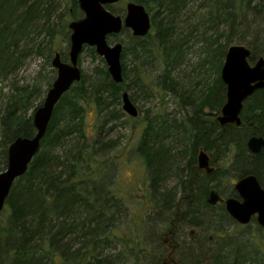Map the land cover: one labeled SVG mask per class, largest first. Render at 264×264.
I'll list each match as a JSON object with an SVG mask.
<instances>
[{"label": "trees", "instance_id": "obj_1", "mask_svg": "<svg viewBox=\"0 0 264 264\" xmlns=\"http://www.w3.org/2000/svg\"><path fill=\"white\" fill-rule=\"evenodd\" d=\"M130 1L145 6L152 14V29L144 38L130 37L132 46L124 48L122 60L129 51L141 66L162 61L166 73L157 87L177 94L180 83L171 72L183 56L184 45L173 39L172 32L180 29L177 18L194 0ZM55 2L0 0V173L7 168L9 146L19 137L35 135L33 115L42 106L45 93L38 82L31 86L14 83L7 91L2 85L32 55L44 53L33 44L39 26L46 29L47 35L55 37L56 26L53 28L50 24ZM235 2L209 0L197 29L207 24L218 34L221 26L231 32L239 28L241 13L236 10ZM68 3L75 6V11L68 12L70 20L82 18L77 0H68ZM108 9L114 12L115 6ZM63 33L66 36L70 33L67 22L61 26L60 34ZM255 39L259 41V37ZM229 41L217 42V49L210 50L209 59L218 75L216 81L207 84L199 94L191 92L185 98L180 95V99L184 98L182 105L192 109L190 117L179 124L163 116L144 119L138 153L149 174L147 202L151 212L142 223L135 225V222V232L127 236L117 237L114 233L119 229V217L122 219L127 209L115 184L117 159L113 160L111 155L115 148L112 142H100L103 120L91 125L85 114L90 96L101 108L99 111L104 108L105 94L119 103L129 74L123 66L124 82L116 84L104 65L100 80L89 85L83 75L82 81L56 106L40 152L27 173L14 184L3 210L6 216L3 212L0 214V264H165L171 257L175 264H264V252L251 240L249 230L235 234L234 246L232 219L224 210L202 205L200 201L186 203L189 198H184L189 194L186 177L201 148L209 153H230L235 138L243 173L252 171L260 175L264 171L259 159L249 157L247 149L250 137H264V89L245 103L241 127L222 128L215 119L226 103V86L220 73ZM246 47L252 51L251 63L264 56V49H257L253 42ZM86 48L96 57L94 48ZM52 53L48 51L49 57ZM67 59L63 61L68 62ZM131 71L136 74L138 85L153 91L149 78L138 67ZM53 81L52 78L46 83L48 89ZM104 124L107 126V119ZM169 139H174L181 149L171 151L166 144ZM221 177L228 178V174ZM169 178L177 182L174 191L164 188ZM207 179L200 185L206 192L211 183V178ZM181 202L183 206L179 207ZM200 227L207 228V233L227 235L230 252L224 249L208 252L198 237L191 238L189 231ZM146 236L152 241L149 253H146L147 244L141 240ZM168 244L174 247L171 254ZM118 246L122 248L117 252Z\"/></svg>", "mask_w": 264, "mask_h": 264}, {"label": "rangeland", "instance_id": "obj_2", "mask_svg": "<svg viewBox=\"0 0 264 264\" xmlns=\"http://www.w3.org/2000/svg\"><path fill=\"white\" fill-rule=\"evenodd\" d=\"M129 2L131 1L122 0L115 5V10L117 12L126 10V5ZM208 4L209 0H194L177 18L180 29L172 32L173 39L184 45L183 56L178 61L177 68L171 72V76L180 83L177 94L157 87L161 77H164L166 73L162 61H156L154 65L141 66L140 62H135L134 57L127 51L122 64L126 66L129 77L123 84L120 102H113L105 94L106 101L102 111H99L101 108L97 106V102L92 96L89 99L90 104H86L85 118L91 125H95L100 119L103 120L104 131L101 134L100 142H112L115 148L112 149L111 154L113 160L117 159L115 184L117 194L127 208L125 214L122 215V219L119 217V229L114 230L117 237L134 233L137 227L135 225L142 223L141 220L147 219L151 212V206L147 202L150 196L148 191L149 174L138 153L139 141L145 126L144 119H155L163 116L171 121L176 120L179 124L192 115V109L182 105L183 99L189 93L192 95L191 92H195V95L199 94L200 91L207 88V84L212 85L216 81L218 77L216 67L211 63L212 60L209 59V55L212 48H214L213 50L217 49V42L224 43L229 39V43H231L228 48L240 44L248 46V43L253 42L257 49H264L262 44L264 42V0H237L235 7L241 13L240 27L231 32L229 28L221 26L218 34L217 30L208 28L207 24L197 29V25L202 21V14L207 11V7L205 8L204 5L207 6ZM69 11L71 13L75 11V6L68 3V0H56L51 11L52 19L50 23L53 28L54 25L56 26L54 28L55 37L47 35L46 29H41L42 27L39 26L33 36V44L34 47L42 48L44 53L42 55H32L22 69L14 74L10 80L5 81L2 85L6 88L4 91H7L14 83L18 86H31L38 82L42 90L45 91L43 96V99H45L50 89H48L46 83L52 78L55 81L57 76L51 65L55 53H61L62 57L64 59L68 58L69 61L71 33L67 36L64 33L60 34L62 24L67 22L69 26L72 22L70 20L71 16H68ZM203 19L206 18L203 17ZM131 36L129 33H124L118 37H110L108 41L110 45L122 43L124 48H130L132 46ZM257 37H259L258 42L255 41ZM250 46L252 45L250 44ZM49 50L53 52L51 57L48 54ZM148 61L151 62V58ZM213 61L215 62V60ZM104 65L106 63L102 62L101 57L97 54L95 57L87 48L84 50L79 59V67L85 80H87V85L100 80L98 79L99 74L104 69ZM134 67H138L141 73L149 78L150 88L153 91L142 88L137 84L136 74L131 71ZM124 93L129 94L132 102L137 107L139 111L137 118H132L124 112L122 100ZM180 95H183L184 98L180 99ZM100 112L102 114L98 115ZM106 116L107 118H105ZM106 119L108 120L107 126L104 124ZM166 144L171 151L181 149V146L175 143L174 139L167 140ZM217 153H211V155ZM213 167L217 169V166L213 165ZM176 184L177 182L169 178L166 180L164 188L171 190L176 188ZM3 213L5 217L6 212ZM111 237L114 238V234ZM141 240L142 243L147 244L146 253H149L151 251L149 249V244L152 243L151 237L146 236ZM121 248V246H118L116 251H120ZM114 252L115 250H112V253ZM144 255L143 259L145 258ZM172 260H174L173 257H171V261L169 259L168 264H175L172 263Z\"/></svg>", "mask_w": 264, "mask_h": 264}, {"label": "water", "instance_id": "obj_3", "mask_svg": "<svg viewBox=\"0 0 264 264\" xmlns=\"http://www.w3.org/2000/svg\"><path fill=\"white\" fill-rule=\"evenodd\" d=\"M120 1L78 0L83 18L72 21L68 26L71 33L69 61L64 62L59 52H56L52 60L57 77L48 90L42 106L33 115L36 133L31 138L19 137L9 146L8 165L6 170L0 173V214L5 209L14 184L27 173L29 166L40 152L56 106L73 86L82 81L83 72L79 67V59L84 49L94 48L96 54L106 63L114 83H123L124 46L122 43L110 45L108 38L119 36L124 30L131 31L134 38H144L150 33L152 22L146 8L133 2L127 4L124 18L115 16L107 7ZM251 55L252 51L244 45L231 46L226 52L220 73L221 81L226 86V103L216 119L222 128L241 127V114L245 103L257 91L264 89V56L251 63ZM122 100L124 112L132 118H137L139 111L129 94L124 93ZM247 146L251 153L264 155V137H252ZM198 169L208 174L215 171L203 148L198 154ZM236 189L244 201L241 203L237 200H228L226 209L229 215L243 225H247L252 216L258 215L259 224L264 228V190L256 177L245 178L238 183ZM219 201L223 200L215 191L211 192L209 203L215 205ZM168 248L171 254L173 245L168 244ZM168 263L169 261H165V264Z\"/></svg>", "mask_w": 264, "mask_h": 264}, {"label": "flooded vegetation", "instance_id": "obj_4", "mask_svg": "<svg viewBox=\"0 0 264 264\" xmlns=\"http://www.w3.org/2000/svg\"><path fill=\"white\" fill-rule=\"evenodd\" d=\"M115 5H111V6H115ZM129 32L131 34V31ZM232 128H235V127H232ZM205 152L208 154L210 158L211 167L215 165L217 166V169L213 167L215 171L212 174H208L205 171L199 170L198 169V154L199 153L197 154L196 162L190 168V172L188 173L186 177V185H185L187 188L186 193L189 192V194L184 196V198L187 197L190 199V200L187 199L188 201L185 200L186 203H197V201H200V204L202 205H208L213 208H220L229 215L226 209V202L228 200H237L241 203L244 201L243 197L240 195V193L236 189V186L242 180H244L247 177L254 176L256 177L261 188L264 190V171H262L263 173H261L260 175L252 171L243 173L244 171L241 169V155L240 153L235 151V138L233 139L232 152L230 153L219 152L217 154L211 155V153L207 151ZM249 157H251L252 159L254 158L259 159V161L261 162V166L264 168L263 153L261 154L249 153ZM222 174H228V178H225V179L222 178L221 177ZM207 178H211V183L208 186V190L206 192L205 189L200 188V185L205 180H208ZM213 191H215L219 195V197L223 200L222 202L219 201L215 205H212L209 203L210 194ZM199 198H202V201ZM181 206H183L182 202L179 203V207ZM230 218L232 219V224H233L232 229H231L233 231V234H232L233 235V238H232L233 245L235 246V234L237 233L239 234L241 230H249L248 232L251 236V240L254 243L258 244L259 247L262 249L261 251L264 252V228L259 224L258 215L252 216L250 222L247 225H243L239 223L238 221L233 219L231 216ZM213 233H214L213 231H211L210 233H207V228L200 227L199 229H196V228L191 229L189 232V235L191 238L198 237L201 240V245L208 252L216 253L222 249L226 250L227 252H230L231 247L228 245L229 241H228L227 235H224L222 233H214V234ZM170 261H171V258H170ZM173 261L175 262V259L172 260V262Z\"/></svg>", "mask_w": 264, "mask_h": 264}, {"label": "bare ground", "instance_id": "obj_5", "mask_svg": "<svg viewBox=\"0 0 264 264\" xmlns=\"http://www.w3.org/2000/svg\"><path fill=\"white\" fill-rule=\"evenodd\" d=\"M122 1V0H121ZM120 1V2H121ZM77 2H78V0H77ZM132 2V1H131ZM130 3V2H129ZM133 3H135V2H133ZM118 4V3H117ZM128 4V3H127ZM126 7H127V5H126ZM145 7V6H144ZM78 10L81 12V10H80V8H79V2H78ZM112 14H114L115 16H117V17H122V18H124V16L126 15V10H124L125 12H123V11H121V12H117L116 10L113 12V11H111L110 9H108ZM147 10V9H146ZM148 12V11H147ZM149 13V15H150V18H151V22H152V14L150 13V12H148ZM83 14V13H82ZM82 18H83V16H82ZM81 19V18H80ZM79 20V19H78ZM74 21H76V20H74ZM152 29V28H151ZM125 31H128V30H124L123 32H125ZM122 32V33H123ZM121 33V34H122ZM120 34V35H121ZM116 37H118V36H116ZM124 46V45H123ZM85 50V49H84ZM84 52V51H83ZM82 52V53H83ZM56 54V53H55ZM82 55V54H81ZM55 56V55H54ZM81 57V56H80ZM54 58V57H53ZM63 59V58H62ZM53 60V59H52ZM51 65H52V62H51ZM53 67V66H52ZM53 69H54V67H53ZM54 71L57 73V71H56V69H54ZM57 77V76H56ZM112 79V78H111ZM114 82V81H113ZM124 82V81H123ZM53 84V83H52ZM122 84V83H121ZM51 88V87H50ZM131 99V98H130ZM45 100V99H44ZM132 101V100H131ZM216 119H217V116H216ZM252 137H254V136H252ZM252 137H250L248 140H247V143H248V141L252 138ZM248 147V146H247ZM235 151L237 152V148L235 147ZM248 153H251L250 151H249V149H248ZM185 165H187V163L185 162ZM173 191H174V189H173Z\"/></svg>", "mask_w": 264, "mask_h": 264}]
</instances>
